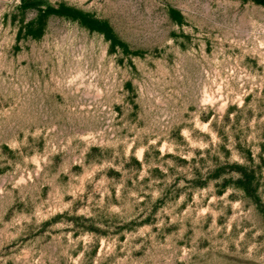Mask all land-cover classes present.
Listing matches in <instances>:
<instances>
[{
  "label": "rangeland",
  "instance_id": "374dc122",
  "mask_svg": "<svg viewBox=\"0 0 264 264\" xmlns=\"http://www.w3.org/2000/svg\"><path fill=\"white\" fill-rule=\"evenodd\" d=\"M0 264H264V0H0Z\"/></svg>",
  "mask_w": 264,
  "mask_h": 264
}]
</instances>
